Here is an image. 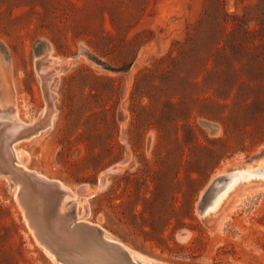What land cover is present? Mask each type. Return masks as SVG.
<instances>
[{
	"label": "rangeland",
	"instance_id": "rangeland-1",
	"mask_svg": "<svg viewBox=\"0 0 264 264\" xmlns=\"http://www.w3.org/2000/svg\"><path fill=\"white\" fill-rule=\"evenodd\" d=\"M237 43L256 46L264 60V0H0V112L32 125L52 109L50 124L8 140L14 161L83 190L77 204L49 196L48 222L61 214L66 229L76 214L98 224L137 255L136 264H264V179L238 184L208 214L196 210L216 172L264 163L261 157L245 165L264 149L260 129L225 132L201 114L227 116L253 94L242 90L234 106L227 100L228 107L217 108L202 103L217 98L211 88L184 83L187 93L179 77L206 72L199 54L214 53L210 45ZM212 70L210 79L223 74ZM183 100L190 114L179 112ZM186 121L195 137H186ZM2 131L0 125V145ZM210 149L229 155L194 183L192 217L186 216L175 199L187 187L184 167L208 161ZM0 157L7 164L2 146ZM0 174V264H67L36 238L20 186ZM154 183L167 185L166 195L143 203Z\"/></svg>",
	"mask_w": 264,
	"mask_h": 264
},
{
	"label": "trees",
	"instance_id": "trees-1",
	"mask_svg": "<svg viewBox=\"0 0 264 264\" xmlns=\"http://www.w3.org/2000/svg\"><path fill=\"white\" fill-rule=\"evenodd\" d=\"M239 32V31H238ZM245 32V30H244ZM242 32V33H244ZM209 46V45H207ZM214 53L210 52L206 55L199 54L202 59H204L203 71H200L193 77L179 76L180 79H183L182 90L187 92L189 91L188 87L184 85L187 83L192 87H205L211 88L213 90L212 95L217 97L215 100L211 98L210 95L203 97L202 103L210 105V100L214 103V106L219 107H228L229 103L227 100L232 101L230 104L235 105L237 102L236 96L242 90L245 94H253V98L248 102H239L240 105L235 110L234 108L230 109V113L227 116L223 115H210L209 113L201 114L210 120H218L219 124L222 125L225 132L232 129L238 132L246 131L247 127L256 128L261 130L263 135L264 128V60L259 57L256 46L251 45H242L237 43L236 45H210ZM174 64H177V60H173ZM238 64V67L235 65ZM178 65V64H177ZM225 66L224 69H220L219 66ZM215 67L222 71L223 74L216 78H208V73H210L212 68ZM218 91L220 95H218ZM223 96V97H222ZM198 98V97H197ZM196 98V100H197ZM221 98V99H220ZM223 98V99H222ZM219 99L221 101H219ZM211 106V105H210ZM234 109V110H233ZM179 112L182 114H190V107L187 102L183 100ZM166 113V116H169V112ZM216 124V123H215ZM217 123L216 125L219 126ZM186 129V137L190 138L194 136V129L192 128L190 122L186 121L184 123ZM198 130L203 134V131L198 126ZM204 136V134H203ZM205 137V136H204ZM258 137V136H257ZM245 137L242 136V139ZM206 139V137H205ZM220 139V138H217ZM259 140L264 141L263 137H260ZM222 148H229L230 145H226L221 140ZM198 145H202L199 142ZM223 150V149H222ZM210 151V159L208 161L196 160L194 162H187V166L184 167V176L187 183V187H179L178 193L179 197H175L177 201L180 202L179 209H182L186 216L192 217V203L193 197L196 195L197 189H195L194 183L199 181L202 176H207L211 170H213L221 158L229 154L221 152L216 154L215 150ZM226 152V150H224ZM192 173L197 174L198 176L192 177ZM180 183V182H179ZM166 187L162 183H154V188L150 189V197L142 196V202L157 201L158 199L166 195ZM143 211V209L141 210Z\"/></svg>",
	"mask_w": 264,
	"mask_h": 264
},
{
	"label": "bare ground",
	"instance_id": "bare-ground-1",
	"mask_svg": "<svg viewBox=\"0 0 264 264\" xmlns=\"http://www.w3.org/2000/svg\"><path fill=\"white\" fill-rule=\"evenodd\" d=\"M44 58H45V56H44ZM48 58H49V56H48ZM45 59H47V58H45ZM41 60H42V58H41ZM47 62H49L48 59H47ZM65 64H67V63H65ZM41 69H43V68H41ZM42 71H44L43 74H45L46 70L44 69ZM51 71H52V69H51ZM53 71H54V69H53ZM50 75H51V73H50ZM46 77H49V76H46ZM46 77H44V78H46ZM49 82H50V79H49ZM43 86H45V85H43ZM49 92H51V91H49ZM50 95H52V94L50 93ZM46 98L48 99V96ZM47 102H49V100ZM43 112H44V109L41 111V114H40V116L38 118L42 119L44 117L42 115ZM122 117H125V115L122 116ZM42 121L45 122V125L50 124L49 122H46L44 119H42ZM0 125L3 128V131L2 132L4 133L3 134V137L4 138L2 137L3 142L1 141L3 143V145H0V146H2L3 153L6 156V160L4 158L3 159L6 161L7 164H10V166L13 169L14 167L12 166L13 165L12 159L14 160V158H15V152H14L13 145L12 144H9L8 143V140H11V142H12V140L15 139L14 137H16L17 135L18 136H21L23 133H25L27 131V129L29 128V125L28 124H24L23 122H21L17 118V116L15 114L14 115H10V114H7V113H2V112H0ZM26 139H27V137H26ZM15 160H16V158H15ZM1 161H2V159H1ZM111 168H114V167H111ZM20 171L23 172V173H25V174H29L38 183L39 182H47V181H50L49 178L45 177L44 175H42L40 173H37V172H34V171H31V170H29L27 168H24L23 166L20 168ZM115 171H117V169ZM224 171L225 172H224L223 177L220 178L219 180H217L213 184V186L211 187V189L209 191V194L207 195V198H206V202H207V209L206 210L207 211H213L214 209H216L221 204V202L224 200V198L231 191L233 193V189L235 187H237L238 184H242V183H244V182H246V181H248L250 179H255V180H257V179H260V180L264 179V163L263 164H260V166L257 167V168H255V169H248L246 171L243 170V172H239L238 171V172L230 173V172H228L226 170H224ZM56 184H57V186H56L57 193H59V194L62 195V200H68L69 199L71 202H73V204H77L78 203L77 202L78 201V197L80 199V196L79 195H82V192H83L82 189H79L77 191H73L72 189H70L69 187L65 186L63 183H61L59 181H56ZM102 186H103V181L100 180L99 183H98V189L101 188ZM260 187L262 188V186H260ZM85 189H86V187H85ZM89 193H90V191H89ZM31 196L33 197V195H31ZM83 196L86 197L85 195H83ZM57 198H59V197H57ZM50 199H51V197H50ZM47 202H48V200L46 201V204L44 202L43 203L47 206L48 205ZM50 203H51V201H50ZM86 203H87V201L85 202V204ZM230 203H231V201H230ZM52 206L54 207V205H52ZM75 206L77 207V205H75ZM235 207H236V205H235ZM228 209H227V211L230 210V209L229 210ZM56 210H58V208ZM51 211H53V210H50V212ZM62 211H63V205H60L59 212L62 213ZM64 212H66V211L64 210ZM88 212H89L88 209L85 208V213L83 215L84 216L85 215L87 216ZM37 213H38V217L39 218L45 219L48 222L47 214H46V211H45V208H44L43 205L42 206L41 205L37 206ZM55 213H56V211H55ZM58 218H63V217L60 214L58 216ZM73 218L74 217L72 216V219ZM41 222L43 223L44 220H41ZM56 223H57L56 222V219H55V221L53 220L52 222H48V224L51 225L52 228L54 229V233H50V235H47L48 244L52 248V250L54 252H57L59 254V256L62 259H64V261L67 262L68 264H128V263H126L124 261L123 258L119 257L115 253V250L114 249L113 250L108 249L106 245L102 244L101 242L97 241L94 238H91V237H83V235H80L79 228H78V230H77V228H75V229L73 228V229L70 230L71 231L70 233H67V232H65L63 230V227L65 226L64 224L60 225L61 227H60V230H59L57 228V226H56ZM87 223L92 224L89 221ZM28 224H29V222H28ZM40 225L43 226V224H40ZM94 225H96V224H94ZM44 226H43V228H44ZM36 238H37V236H36ZM131 254H132L133 257L134 256L137 257V255L135 253H133L132 251H131ZM135 257H134V259H135Z\"/></svg>",
	"mask_w": 264,
	"mask_h": 264
},
{
	"label": "water",
	"instance_id": "water-1",
	"mask_svg": "<svg viewBox=\"0 0 264 264\" xmlns=\"http://www.w3.org/2000/svg\"><path fill=\"white\" fill-rule=\"evenodd\" d=\"M48 111H47L48 112V118H47V120H45L46 122H49L52 109H50ZM45 126H46L45 122H43L42 119L38 118L37 121H35L33 125H29V128L27 129V131L25 133H23L20 137H22V138L28 137L29 135L36 133L37 131H39L40 129H42ZM16 137H19V136L17 135ZM16 137H14V138H16ZM261 157H264V149H262L256 157H254V158L250 159V161L246 162L245 165L255 164V163H257L255 161H258V159H260ZM12 161H13L12 166L14 167L13 169L10 166V164H1L0 163V171L5 173L6 175H8L10 177V179L12 180V184L15 185V187L17 185L20 186L19 196L21 197V200L24 203L25 213L29 219V224L35 230V233H36L38 239L40 240L41 244H43L45 246L46 250L51 254L57 255L58 253L54 252L52 250V248L49 246L48 240H47V235H50V233H54V229L52 228L51 225L48 224L47 220L38 217L37 206H39V205L44 206L43 202H45L46 200H49V196H51V195L52 196L58 195L62 199V195L57 193V188H56V186H57L56 181H59V180L49 179L50 181L38 183L29 174H25V173L20 171V168L22 166L18 165L17 162H15L13 159H12ZM111 170H112V168H108L105 171L107 172V171H111ZM224 170H230V169L222 168L219 172L215 173V175L210 179V181L206 185V187L203 191V194H202V199L199 201V203L197 205V211L199 212L200 215H205V214L210 213V211L206 210L207 209L206 198H207V195L209 194V191H210L211 187L213 186V184L217 180H219L220 178L223 177L224 172H225ZM104 181H105V179H103V184H104ZM29 184L31 185V188L33 189L32 191L35 192V195L32 198H29V196H27L29 190L31 189V188L30 189L27 188V186ZM79 219H80V217H78L75 214L74 219L72 221V226L67 227L66 229L64 226L63 230L67 233H70L71 229L77 228V230H78V228H79L80 235H83V237H91V238L96 239L97 241L106 245L108 249H110V250L114 249L115 253L119 257L123 258L124 260L127 259L130 264H135L133 262V257L128 253L125 246L123 244H121V242L107 237L105 235L103 228L100 227L99 225H94V224L86 223L83 221H78ZM41 220H44V222L42 223ZM56 222H57L56 226L60 230V227H61L60 225H62L64 223L61 221V218H57ZM40 224H43V226L45 225L44 228Z\"/></svg>",
	"mask_w": 264,
	"mask_h": 264
}]
</instances>
